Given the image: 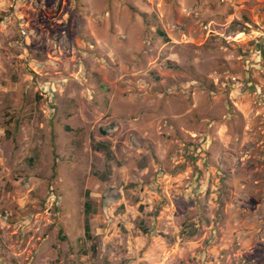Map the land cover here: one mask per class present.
I'll use <instances>...</instances> for the list:
<instances>
[{"label":"rangeland","instance_id":"rangeland-1","mask_svg":"<svg viewBox=\"0 0 264 264\" xmlns=\"http://www.w3.org/2000/svg\"><path fill=\"white\" fill-rule=\"evenodd\" d=\"M0 264H264V0H0Z\"/></svg>","mask_w":264,"mask_h":264},{"label":"trees","instance_id":"trees-1","mask_svg":"<svg viewBox=\"0 0 264 264\" xmlns=\"http://www.w3.org/2000/svg\"><path fill=\"white\" fill-rule=\"evenodd\" d=\"M88 196V192H86V197ZM84 207H85V210H84V215H85V218H84V234H85V236H89V230H90V228H89V223H88V215H89V213H90V205H89V202L88 201H86L85 203H84Z\"/></svg>","mask_w":264,"mask_h":264}]
</instances>
